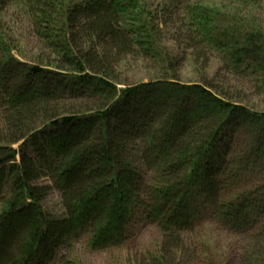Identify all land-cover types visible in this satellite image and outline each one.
<instances>
[{"label":"trees","instance_id":"16d2710c","mask_svg":"<svg viewBox=\"0 0 264 264\" xmlns=\"http://www.w3.org/2000/svg\"><path fill=\"white\" fill-rule=\"evenodd\" d=\"M233 1L0 0V264H79L81 240L130 253L142 226L159 247L135 264H218L196 237L208 226L246 235L242 263L264 264V177L245 180L264 164V114L235 103L225 76L178 74L217 53L264 96V23L242 15L259 0ZM13 3L38 46L30 58L2 19ZM129 60L157 77L122 84ZM51 192L57 215L41 207Z\"/></svg>","mask_w":264,"mask_h":264},{"label":"rangeland","instance_id":"374dc122","mask_svg":"<svg viewBox=\"0 0 264 264\" xmlns=\"http://www.w3.org/2000/svg\"><path fill=\"white\" fill-rule=\"evenodd\" d=\"M211 2H217L224 4L227 8L230 5H235L233 0H209ZM246 14L250 20L249 27L253 25H263L264 23V0H259L256 4L248 7L242 15ZM3 22L5 28L10 32L11 37L16 42V46L19 54H22L23 58H30L35 54L38 46L34 42L31 29L29 28L27 18L23 15V8L19 3L11 4L3 14ZM164 39V40H163ZM164 47L168 48L169 52H177L173 44L169 43L167 36L162 38ZM223 62L217 53H212L210 62L206 68V71L201 72L199 67H194L192 63H187L184 69L178 73L182 82H197L201 77L212 79L218 76L231 80L229 95L231 97L241 98V102L235 101V103L245 106L250 111L264 114V96L252 86H245L244 84L229 78L224 73ZM122 84H138L141 82H147L157 77L156 70L154 71L152 65L149 63H142L135 60H129L126 64L120 68L117 72ZM264 177V164L261 169L254 172H249L246 175V182L251 185H261V179ZM41 207L43 210L51 214H59L61 212L60 199L57 193L51 192L42 202ZM1 210V204H0ZM206 232L196 236L204 237V240H208L213 246L215 253L221 257V261L218 264H243L239 258L240 254L244 253V250L251 245V241L244 234L227 232L219 229L216 226H208ZM136 237L130 244V253L119 249H107V250H93L88 247L87 242L84 240L79 241L71 252L70 259L75 260L79 264H135L134 256L139 259L141 251H145L150 256L155 253V250L159 247L160 235L159 231L154 227H139L135 233ZM203 235V236H201ZM256 247V246H255ZM262 253L263 248L260 249ZM253 260V259H252ZM251 262L250 260H248Z\"/></svg>","mask_w":264,"mask_h":264}]
</instances>
